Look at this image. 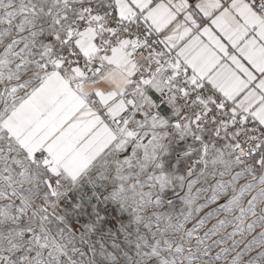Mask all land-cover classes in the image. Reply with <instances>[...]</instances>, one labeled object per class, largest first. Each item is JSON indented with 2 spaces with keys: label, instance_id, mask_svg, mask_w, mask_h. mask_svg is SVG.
Returning a JSON list of instances; mask_svg holds the SVG:
<instances>
[{
  "label": "snow or ice",
  "instance_id": "obj_1",
  "mask_svg": "<svg viewBox=\"0 0 264 264\" xmlns=\"http://www.w3.org/2000/svg\"><path fill=\"white\" fill-rule=\"evenodd\" d=\"M0 264H264V0H0Z\"/></svg>",
  "mask_w": 264,
  "mask_h": 264
}]
</instances>
